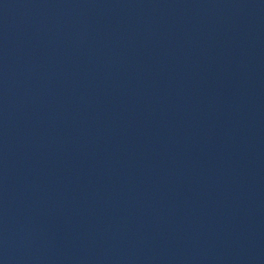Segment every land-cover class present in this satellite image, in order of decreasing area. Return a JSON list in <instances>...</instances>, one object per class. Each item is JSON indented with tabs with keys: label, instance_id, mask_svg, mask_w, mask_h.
<instances>
[{
	"label": "water",
	"instance_id": "water-1",
	"mask_svg": "<svg viewBox=\"0 0 264 264\" xmlns=\"http://www.w3.org/2000/svg\"><path fill=\"white\" fill-rule=\"evenodd\" d=\"M0 264H264V0H0Z\"/></svg>",
	"mask_w": 264,
	"mask_h": 264
}]
</instances>
